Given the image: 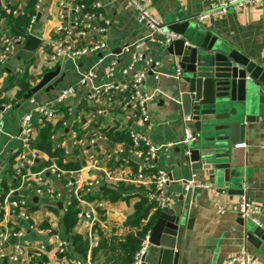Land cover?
<instances>
[{
	"label": "crops",
	"instance_id": "0c3cea01",
	"mask_svg": "<svg viewBox=\"0 0 264 264\" xmlns=\"http://www.w3.org/2000/svg\"><path fill=\"white\" fill-rule=\"evenodd\" d=\"M1 1L0 14L5 22V30L10 34L23 33L15 27L13 20L35 0ZM139 1L165 26L177 17L196 20L217 0ZM58 2L40 1L36 20L30 27L31 34L40 41L33 58L23 61L18 57V52L24 43L14 44L8 60L0 65V109L3 111L0 126V203L9 193L16 191L17 196L27 201L30 207L28 222L11 216L9 208L3 207L0 211V231L13 230L21 234L19 238H11L2 245L5 257L0 258V264H20L8 260L16 245L22 246L28 254L26 262L21 264H73L74 261H82L83 264H121L127 258V253L111 251L109 246H118L127 236L136 233L134 218L137 206L142 199H146L148 187H138L129 181L132 175L141 170L138 161L129 154L130 141L111 142L101 135L103 129L113 126L125 133L136 129L158 148L156 166L173 181L161 191L171 199L169 208L188 207L187 218L191 220L192 228L186 234L185 264H225L227 258L243 244L249 253L257 256L258 264H264V242L257 249L244 241L243 229L238 223L242 219L237 212L238 192L228 193L226 189L218 191L216 186L189 193L182 190L180 181L192 174L196 182L212 186L213 182L208 180L199 164L188 165L184 163L181 153H177L182 146L183 128L181 119L170 109L169 83L172 73L166 67V57L160 47L146 43L140 50L145 58L157 63L154 72H146L142 85V89L150 95L148 123L136 127L131 110L125 106L121 94L107 89L110 85L122 87L135 72L146 70L145 62H140L127 70L126 74L122 73L131 62L130 54L123 53L122 47L143 42L146 35V30L136 23L134 13L121 0H87L88 10L96 17L92 20L94 29L81 38L78 31L84 30V26L76 25L77 18L74 19L68 11L60 10ZM94 2H99L101 8H90ZM15 10L20 14L12 16ZM106 21L110 23L109 26ZM201 27L256 64H264V3L243 9L229 8L226 13L202 23ZM100 28L104 31L101 32ZM98 41L105 43L101 53L86 52L76 60H49L52 44H69L80 49ZM111 66L113 71L107 77ZM52 71H56V76L38 88L31 97L24 99L26 93L38 87L44 75ZM88 71L94 72L95 76L87 85L81 86L79 78ZM155 75L158 76L157 80L154 79ZM50 86L52 89L46 91ZM69 88L73 89V93L57 106L54 97ZM96 88L103 91L97 98L92 97ZM30 99H33V103H30ZM44 104L56 112L55 119L46 122L53 128L50 137L52 149L64 151V145L68 153L66 156H69L65 161L79 166L75 171H65L59 178L47 170L52 165L57 167L55 162L58 156L52 154L53 150L46 151L43 139L38 137L46 123L34 126L32 148L37 158L32 163L22 167L19 165L17 154L22 151V142L12 139L18 135L21 117L33 106ZM99 111L102 114H98ZM58 123H61L62 129L55 130ZM239 144L246 147L231 148L240 175L235 189L241 190L251 202L262 208L263 214L257 218L264 228V121L253 125L250 132L235 145ZM94 161L98 162L97 169L92 166ZM34 176L41 178V187L38 185L41 189H50L61 195H64L67 179L74 180L79 189L89 180L100 179L102 185L110 190L111 199L105 198L100 188L84 195L77 211H91L92 225L84 228L77 220L70 234L66 235L62 222L64 212L57 207L61 201L47 195H36L35 184L28 186ZM112 191H116L117 195L114 196ZM141 216L142 213L139 214ZM55 236L67 242L66 252L62 255L57 253ZM72 237H79L86 245L83 254L78 251L77 245L72 244ZM104 245L106 248H103ZM40 246L45 249L40 250ZM151 249L148 246L144 264H151Z\"/></svg>",
	"mask_w": 264,
	"mask_h": 264
},
{
	"label": "water",
	"instance_id": "95a60500",
	"mask_svg": "<svg viewBox=\"0 0 264 264\" xmlns=\"http://www.w3.org/2000/svg\"><path fill=\"white\" fill-rule=\"evenodd\" d=\"M1 6L0 0V9ZM165 28L179 36L170 44L159 46L172 73L170 109L180 119L189 117L198 137L197 143L182 145L177 153L182 154L184 163L199 164L218 191L241 194V190L235 189L240 175L231 148L253 125L264 121V64H256L219 40L194 18L177 17ZM39 43L38 38L29 35L18 57L30 61ZM56 74L46 73L39 86L29 90L24 99ZM51 89L50 86L46 91ZM187 149L189 154L185 155ZM57 207L62 209V202ZM187 210V206L161 210L149 234L151 264H185L186 234L192 228ZM238 223L245 243L258 249L264 242V228L244 219ZM145 257L146 254L143 264Z\"/></svg>",
	"mask_w": 264,
	"mask_h": 264
},
{
	"label": "built area",
	"instance_id": "2783aa9c",
	"mask_svg": "<svg viewBox=\"0 0 264 264\" xmlns=\"http://www.w3.org/2000/svg\"><path fill=\"white\" fill-rule=\"evenodd\" d=\"M40 1L41 0H35V12H37L40 8ZM121 1L125 2L128 8L134 13L136 23L146 30V35L143 39V42L124 45L122 47V52L130 54L131 57L130 64L126 69L122 70V73L126 74L127 70L133 69L135 65L140 62H145L144 64L146 70L135 72L128 83L122 87L110 85L107 86V89H113L121 94V97L124 99L125 106H129L131 110V116L136 127H140L144 126L150 121V115L148 112V102L150 100V95L142 89V85L146 76V72H154L152 66H154V68L157 66V63L151 58H145L140 53V50L146 43H153L157 44L158 46L168 45L172 41L178 39L179 36L166 32L165 26L159 21V19L149 12L144 3L141 1ZM263 3L264 0H217L212 2L205 11L198 15L195 21L198 24H202L213 17L226 13L229 8L243 9L249 5H262ZM58 6L60 10L68 11L74 19L77 18L76 25L84 26V30L78 31L79 37L85 38L87 32L91 29H94L92 20L96 17V15L95 13H92L90 10H88L89 5L87 0H59ZM90 8L98 10L101 8V4L99 2H94ZM17 14H20V11L15 10L13 11L12 16H16ZM35 20L36 18L33 16L29 22L28 29L25 32L10 34L5 30V22L0 14V65H3L8 60L14 44H23L27 37L32 35L30 27L35 22ZM105 23L107 26L110 24L108 21ZM99 30L101 32L104 31L102 28ZM104 48L105 43L103 41L92 43L91 45L80 49H76L69 44H52L49 48V60L51 62L62 61L63 59L76 60L83 56L86 52L101 53ZM112 71L113 67L111 66L109 67V73L107 77L111 76ZM94 76L95 74L92 71L82 74L79 78V84L81 86L87 85ZM154 79L157 80L158 76L155 75ZM72 93V88L61 91L54 97V103L57 106L63 104L68 96ZM101 93H103V91L96 88L92 97L97 98V96H99ZM30 103H33V99H30ZM98 114H102V111H99ZM2 117L3 111L0 109V126ZM55 117L56 112L54 109L46 104L33 106L28 113L21 117L19 121L18 135L12 138L22 142V151L17 154L19 165L21 167L32 163L37 158L36 152L32 148V140L35 135L34 126H42L44 123L54 120ZM181 123L183 128L182 145L188 146L195 144L198 140V137L191 126V119L189 117H183L181 118ZM127 135L130 140L128 148L129 154L133 159L138 161L141 168L140 171L132 175L129 181L138 187H148L145 197L147 204L150 206L149 216H151L157 210H164L170 207L171 199L168 196L163 195L161 191L165 186L172 183L173 181L165 171L158 169L156 166L158 148L150 143V141L142 132L137 131L136 129L128 130ZM73 145H76V143H73ZM245 147V144H239L235 145L234 149H244ZM63 148L65 154H68L64 145ZM187 154H189V149L185 151V155ZM92 166L93 168L97 169L98 162L94 161ZM47 170L50 173L56 175L57 178H59L62 174H65V171L59 170V168L54 165L48 167ZM31 183L35 184L34 190L36 195H47L49 198H52L55 201H61L62 211L64 213L67 211V208L71 204L73 198L76 199L79 204L81 198L84 195L95 192L103 186L100 179H94L83 183L79 189L76 186V182L74 180L70 181L67 179L64 185V195H61L60 193H55L50 189H41V178L34 176L33 180L30 181L28 186H30ZM180 183L182 185V190L185 193L200 189H211L213 187L210 184L196 182L193 174L190 175L189 178L181 180ZM99 206H101V204H99ZM237 206L238 215L242 219L249 220L255 226L263 228L261 222L257 218L258 215L263 214L262 208L259 205L251 202L245 193H241L238 197ZM3 207L10 209L11 216L18 217L20 220L28 222L30 216L29 203L24 199L19 198L16 191L9 193L3 200V203H0V211ZM77 220L82 227L89 228L93 221L92 212L83 210L78 211ZM149 234L150 232H148L143 238L139 249L132 257L131 264H143V256L146 254L147 248L149 246ZM20 236V233L14 232L13 230L0 231V258L5 257V255L2 253V245L11 238H19ZM55 241L57 253L59 255L64 254L67 249V242L65 239L55 236ZM245 246L246 245L243 244L234 255L227 258L225 264H258L257 256L249 253ZM44 249V246H40V250ZM27 258L28 254L26 250H24L22 246L16 245L13 254L8 257V260L11 263L21 264L22 262H26ZM73 264H83V262L74 261Z\"/></svg>",
	"mask_w": 264,
	"mask_h": 264
},
{
	"label": "trees",
	"instance_id": "16d2710c",
	"mask_svg": "<svg viewBox=\"0 0 264 264\" xmlns=\"http://www.w3.org/2000/svg\"><path fill=\"white\" fill-rule=\"evenodd\" d=\"M35 16L37 17V13L34 10V4L28 5L25 9H23L22 14L17 16L13 22L15 23V27L18 28V30H21L25 32L27 30V27L29 26V22L31 18ZM62 125L61 123H58L55 125V130H60ZM53 128L51 125H48L47 123L43 126L42 130L38 133V137L43 139L42 143H45L46 147L44 148L46 151L53 150L52 154H55L58 156L57 161L55 162L59 170L61 171H75L78 169V164L72 162V161H65V158L69 157L66 156L65 152L56 148L52 149V141L50 140V137L52 136ZM101 135L111 142H129V138L127 133L125 131L119 130L117 126H113L111 128L103 129L101 132ZM100 190L103 191V196L105 198H110V190H107L105 186L100 187ZM112 194L114 196L117 195L116 191H112ZM110 195V196H108ZM111 199V198H110ZM77 205L78 202L76 199H72L71 204L67 208V211L62 216V222L64 227V232L66 235H69L72 228L77 223ZM149 210L150 206L147 204L146 199H142L141 203L137 206V213L134 219L135 226L137 227V231L133 235H129L126 237L125 241L120 243L118 246L110 245L109 250L111 251H120V254L127 253V258L123 259L121 261V264H131L132 263V257L134 253L139 249L140 244L145 237V235L151 231V228L153 227L159 213L161 210H157L154 212L151 216H149ZM55 211H57L55 209ZM142 213V216L139 217V214ZM141 219V220H140ZM71 242L73 245H77V249L80 253H84L86 249V245L79 237H72ZM103 248H106V245L103 246ZM101 250V249H100ZM100 250H98V253L100 254ZM97 253V254H98Z\"/></svg>",
	"mask_w": 264,
	"mask_h": 264
}]
</instances>
